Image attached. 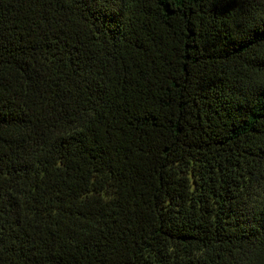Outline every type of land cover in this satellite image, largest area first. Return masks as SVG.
<instances>
[{"label": "trees", "instance_id": "trees-1", "mask_svg": "<svg viewBox=\"0 0 264 264\" xmlns=\"http://www.w3.org/2000/svg\"><path fill=\"white\" fill-rule=\"evenodd\" d=\"M0 264H264V0H0Z\"/></svg>", "mask_w": 264, "mask_h": 264}]
</instances>
